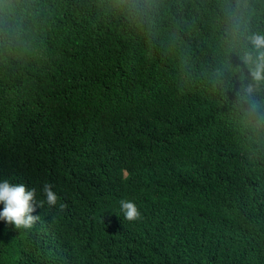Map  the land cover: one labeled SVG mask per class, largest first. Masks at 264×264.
<instances>
[{
    "label": "trees",
    "instance_id": "16d2710c",
    "mask_svg": "<svg viewBox=\"0 0 264 264\" xmlns=\"http://www.w3.org/2000/svg\"><path fill=\"white\" fill-rule=\"evenodd\" d=\"M254 34L242 0V264H264ZM4 180L44 203L0 220V264H241V0H0Z\"/></svg>",
    "mask_w": 264,
    "mask_h": 264
},
{
    "label": "clouds",
    "instance_id": "9594fccd",
    "mask_svg": "<svg viewBox=\"0 0 264 264\" xmlns=\"http://www.w3.org/2000/svg\"><path fill=\"white\" fill-rule=\"evenodd\" d=\"M249 43L258 53L254 61L251 54L246 55V60L254 64L251 69L252 75L258 80L264 79V35L250 36ZM252 90L251 86L246 89L249 96H251ZM51 189L50 183L44 184L43 192L47 204L54 206L59 197ZM35 196V188L28 190L23 184L12 185L7 180L0 182V203L3 204L0 220L13 225L16 229H31L40 220L39 215H32V213L36 211L37 207H42L44 203L43 201L37 202ZM60 207L63 209L66 205L61 204ZM120 207L126 220L131 222L141 218L139 208L134 202L121 200Z\"/></svg>",
    "mask_w": 264,
    "mask_h": 264
},
{
    "label": "rangeland",
    "instance_id": "374dc122",
    "mask_svg": "<svg viewBox=\"0 0 264 264\" xmlns=\"http://www.w3.org/2000/svg\"><path fill=\"white\" fill-rule=\"evenodd\" d=\"M14 256L20 264H35V260L28 257L24 252L14 253Z\"/></svg>",
    "mask_w": 264,
    "mask_h": 264
}]
</instances>
